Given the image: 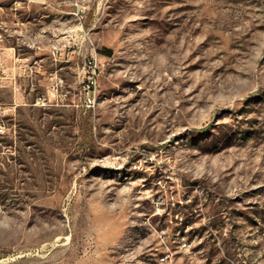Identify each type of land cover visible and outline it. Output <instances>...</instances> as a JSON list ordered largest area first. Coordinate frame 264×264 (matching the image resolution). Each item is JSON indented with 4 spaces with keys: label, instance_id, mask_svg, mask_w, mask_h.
<instances>
[{
    "label": "rangeland",
    "instance_id": "rangeland-1",
    "mask_svg": "<svg viewBox=\"0 0 264 264\" xmlns=\"http://www.w3.org/2000/svg\"><path fill=\"white\" fill-rule=\"evenodd\" d=\"M2 22L0 264H264V0H0Z\"/></svg>",
    "mask_w": 264,
    "mask_h": 264
},
{
    "label": "crops",
    "instance_id": "crops-1",
    "mask_svg": "<svg viewBox=\"0 0 264 264\" xmlns=\"http://www.w3.org/2000/svg\"><path fill=\"white\" fill-rule=\"evenodd\" d=\"M3 25H4V23H3ZM7 29H8L9 35H10V33L12 32V30H11L10 27H7ZM14 33L17 34L19 37L26 39V37H25L26 36V30L24 29V27L18 26L15 29ZM39 37H41V35L40 34H37V36H35V40L32 42V44L28 43L29 42L28 41L27 43L26 42H23V45H26V46L28 45L32 49H41V46L37 45V42H36V39L39 38ZM24 41H26V40H24ZM4 43H5V41L3 40L2 46H1V56L2 57H5V58H8V61L9 62L14 63L15 65H18L20 68L23 67L26 64V62H27L28 59L25 58L20 52H18V51L21 50V47H19V48L15 47V46H9V47H7V46H5ZM54 48H55V46H52L51 47L52 50ZM7 50L11 52L8 55H6V51ZM37 53L38 52H36V54ZM34 62H35V65H40V63L42 62V59L41 58L34 59Z\"/></svg>",
    "mask_w": 264,
    "mask_h": 264
},
{
    "label": "built area",
    "instance_id": "built-area-1",
    "mask_svg": "<svg viewBox=\"0 0 264 264\" xmlns=\"http://www.w3.org/2000/svg\"><path fill=\"white\" fill-rule=\"evenodd\" d=\"M78 15V13H77ZM0 32H8V29L6 26L3 25V23H0ZM2 39V34H0V41ZM57 52L59 53V51L57 50ZM66 96V95H64ZM95 102V80L93 77V81H91V83H89L88 85V89H87V94L85 96V103L87 104V106H91L94 105Z\"/></svg>",
    "mask_w": 264,
    "mask_h": 264
}]
</instances>
